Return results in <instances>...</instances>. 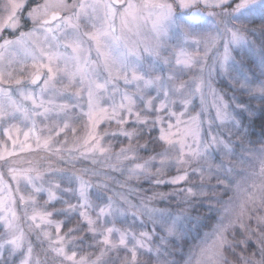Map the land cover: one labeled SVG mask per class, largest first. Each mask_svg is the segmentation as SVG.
Returning a JSON list of instances; mask_svg holds the SVG:
<instances>
[{"label": "snow or ice", "instance_id": "snow-or-ice-1", "mask_svg": "<svg viewBox=\"0 0 264 264\" xmlns=\"http://www.w3.org/2000/svg\"><path fill=\"white\" fill-rule=\"evenodd\" d=\"M0 11V264H264V137L242 119L264 112V0ZM198 204L217 220L185 252Z\"/></svg>", "mask_w": 264, "mask_h": 264}, {"label": "rangeland", "instance_id": "rangeland-1", "mask_svg": "<svg viewBox=\"0 0 264 264\" xmlns=\"http://www.w3.org/2000/svg\"><path fill=\"white\" fill-rule=\"evenodd\" d=\"M36 2V0H33V3H35ZM0 14H2V11H0ZM21 14V13H20ZM22 17H23V19L24 20H27L28 21V18H27V14H26V12L25 13H23L22 12ZM30 21V20H29ZM30 23H31V21H30ZM20 29L19 30H22V31H27L29 28L27 27V24L25 25V22H23L22 21V25H21V22H20ZM25 27H27V28H25ZM16 35H18V31L17 32H13L11 29H9V30H6L4 33H3V36H5V37H7V38H9V39H11V38H14ZM221 51H222V48H221ZM233 55L235 56V57H237V59H239L240 58V56L242 55V53L239 51V50H236L234 53H233ZM214 86L215 87H217L221 92H222V94H224L225 95V98L226 99H228L229 101L232 99V97L235 95L239 100H243V101H247L249 98L246 96V95H241V93L238 91V90H236V89H234L232 86H231V84H230V82H229V79H228V77H226V76H223V75H216V77H215V81H214ZM197 105H198V101H197ZM258 105H259V102L258 101H253V104H252V106L254 107V108H258ZM231 107H232V109L234 110L235 109V105L233 104V105H231ZM260 112H262V111H257L256 112V114L257 113H260ZM255 114V115H256ZM213 115H214V111H213ZM206 127V126H205ZM224 136H227V133L226 132H224V133H222ZM90 164V162L89 161H80L78 164H77V166L78 167H80V166H83V165H89ZM117 173H113V175H116ZM117 177H119V174H118V176ZM174 186H172V187H169L168 188V190L167 191H165V192H168V191H171L172 190V188H173ZM167 205H170L171 207L172 206H174V205H176V206H178L177 205V203H176V197H169V199L167 200V201H164V203H163V205L161 206V207H164V206H167ZM172 209L173 210H175L176 208L174 207H172ZM200 210H202V211H200ZM192 214L193 215H197V214H200V215H202V217H203V221H202V226H201V228H200V230H199V236L197 237V239L195 240V241H193L192 239V243H198L199 242V237H202L203 236V233L205 232V231H210V227H211V225L213 224V223H215V221L217 220V213L216 212H208L207 211V205L206 204H204V205H197L196 206V210H193L192 211ZM211 216L212 217V219L210 220V221H207L206 220V216ZM192 236H197V230L196 229H193L192 230ZM252 247L254 248L255 247V244L254 243H252ZM187 249H188V245H187V243L184 245V251L186 252L187 251ZM179 255H180V253H176V256H177V258L179 257Z\"/></svg>", "mask_w": 264, "mask_h": 264}, {"label": "trees", "instance_id": "trees-1", "mask_svg": "<svg viewBox=\"0 0 264 264\" xmlns=\"http://www.w3.org/2000/svg\"><path fill=\"white\" fill-rule=\"evenodd\" d=\"M238 109H234V112H238ZM243 122L245 125V128L248 132L251 134V139L252 140H258L262 137H264V112L257 113L253 118H249L247 114H244L243 117ZM155 134V133H153ZM118 176V174H116ZM119 178V177H118ZM143 188L149 189V183L147 181L142 182ZM169 187H172L171 185H160L159 188L162 191H167ZM148 194H151V190L149 189ZM164 201H158L157 206L161 207L163 205ZM173 208H177L178 206L174 205L172 206ZM196 210L195 209H192ZM202 211V210H200ZM212 219L211 216H206V220L210 221ZM150 227V226H149ZM191 237L187 238V245L191 244Z\"/></svg>", "mask_w": 264, "mask_h": 264}, {"label": "flooded vegetation", "instance_id": "flooded-vegetation-1", "mask_svg": "<svg viewBox=\"0 0 264 264\" xmlns=\"http://www.w3.org/2000/svg\"><path fill=\"white\" fill-rule=\"evenodd\" d=\"M23 13H25V12H23ZM22 21L23 22H25V25L27 24V27L29 28V27H31V23H30V21L28 20H24L23 19V17H22V13L20 14V22H21V25H22ZM27 27H25V28H27ZM21 28V27H20Z\"/></svg>", "mask_w": 264, "mask_h": 264}]
</instances>
